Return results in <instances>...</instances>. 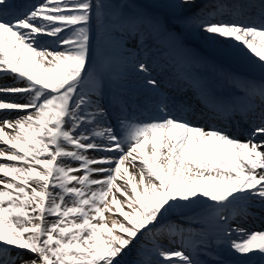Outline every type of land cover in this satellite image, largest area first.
Here are the masks:
<instances>
[{
  "label": "snow or ice",
  "instance_id": "1",
  "mask_svg": "<svg viewBox=\"0 0 264 264\" xmlns=\"http://www.w3.org/2000/svg\"><path fill=\"white\" fill-rule=\"evenodd\" d=\"M149 38L259 78L191 80L197 110ZM0 264H264V0H0Z\"/></svg>",
  "mask_w": 264,
  "mask_h": 264
},
{
  "label": "bare ground",
  "instance_id": "2",
  "mask_svg": "<svg viewBox=\"0 0 264 264\" xmlns=\"http://www.w3.org/2000/svg\"><path fill=\"white\" fill-rule=\"evenodd\" d=\"M20 6H22V5H20ZM194 41L199 46L201 45L202 47H205V48L209 49V43L208 42H205V41L199 40V39H195ZM212 43H216V42H212ZM193 49L196 50V51L198 50L197 48H193ZM180 55L182 57L184 56V54L181 53V52H180ZM154 61H157V63L161 62V64H165L168 67H173L174 69H175L176 66H179L177 63L172 61L169 57L165 56L164 54H160V53L156 54L154 56V58L152 59V61H151V59L148 60V62H149L151 67L153 66L151 63L154 62ZM213 61L214 62L212 64L192 63V62H190V64L191 65L192 64L197 65L198 67L200 66V67H202V68H204L207 71H210L212 73L213 72H218V73L221 74L220 69L223 67V68H228V69H231L232 71L239 72V73H242V74L251 75L253 77H259V73L258 72H254V71L250 70V65L242 57V55L239 54V53H236L234 51H233V54L231 56L227 57V58H218V59H215V60L213 59ZM232 66L236 67L237 70H233ZM177 72H178V76L182 77L184 79L183 82L185 83V86H190L191 88H193L192 85H191V80L195 79V77L191 76L189 79H187L186 75L182 73L183 71H180V69H177ZM152 74H153L154 77H156L154 73H152ZM206 76L210 78V74L206 75ZM131 78L133 79L135 77L133 76ZM9 83H10V81H9ZM137 83H138L137 84L138 86L134 90V92H143V89H141V87H140V81L137 80ZM192 98L195 99L194 96ZM175 100L176 101H183L182 99H175ZM195 124H197V123H195ZM127 259L130 261V257H128Z\"/></svg>",
  "mask_w": 264,
  "mask_h": 264
},
{
  "label": "rangeland",
  "instance_id": "3",
  "mask_svg": "<svg viewBox=\"0 0 264 264\" xmlns=\"http://www.w3.org/2000/svg\"><path fill=\"white\" fill-rule=\"evenodd\" d=\"M144 38L142 37V40H143ZM152 41V38H149V39H147L146 40V43H148V42H151ZM155 49H157V50H162L163 48H161V47H156ZM155 49L154 48H147L146 49V51H147V53L149 52V54H151V53H153L154 51H155ZM135 53H138V54H141L142 53V50H140L139 49V52H138V49L137 50H135L134 51Z\"/></svg>",
  "mask_w": 264,
  "mask_h": 264
}]
</instances>
